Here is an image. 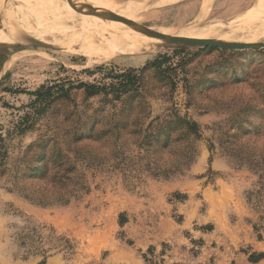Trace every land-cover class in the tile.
Wrapping results in <instances>:
<instances>
[{"label": "rangeland", "instance_id": "374dc122", "mask_svg": "<svg viewBox=\"0 0 264 264\" xmlns=\"http://www.w3.org/2000/svg\"><path fill=\"white\" fill-rule=\"evenodd\" d=\"M67 1L44 3L92 30L88 11L111 17ZM248 1L213 0L202 23ZM209 2L132 24L183 26ZM51 17L33 11L21 41L0 38V264H264V47L177 42L93 61L71 47L100 39L79 30L70 45Z\"/></svg>", "mask_w": 264, "mask_h": 264}, {"label": "bare ground", "instance_id": "6f19581e", "mask_svg": "<svg viewBox=\"0 0 264 264\" xmlns=\"http://www.w3.org/2000/svg\"><path fill=\"white\" fill-rule=\"evenodd\" d=\"M63 1L69 3L67 0ZM98 1L102 9H104V12H107L111 17L109 19H103L102 17L90 15L88 20H80L88 23L94 29L92 30L83 22L68 24L63 21V19L67 21L75 20H69L64 17L63 13L61 14L58 11L55 3L54 10L63 19L57 13L50 10L45 5L44 0H42L43 5L39 0L20 1L23 5L19 6L18 9L10 7L7 0H0V19H2L0 22L4 27V29L0 30V38L21 41L22 37L20 36V32L23 30L29 32L33 29L29 23V16L34 11L37 15L50 13L53 18L61 21V26L65 23L64 26L67 28L69 36L68 43L70 45L72 40L77 37L79 30H83L89 38L100 39L97 44L86 43L78 47H71L77 52L88 55L93 61H102L119 55H137L141 52H151L157 50L159 46L172 39H210L238 45L247 42H258L261 47H264V0L255 5H252L250 3L251 0H249L246 4H240L230 11L228 9L219 10L215 13L219 16L214 21L203 24L202 22L206 18V14L211 11L213 0H210L206 8V13H199L200 10L197 5L191 7V9L184 12L182 18L186 22V25L174 28H165L162 26L143 27L133 25L132 22L137 20L138 12L146 9L169 6L187 0ZM39 38L45 41L47 39L45 35H39Z\"/></svg>", "mask_w": 264, "mask_h": 264}, {"label": "trees", "instance_id": "16d2710c", "mask_svg": "<svg viewBox=\"0 0 264 264\" xmlns=\"http://www.w3.org/2000/svg\"><path fill=\"white\" fill-rule=\"evenodd\" d=\"M121 76L128 78L129 80L127 82H137L138 75L133 74V73H129V74H121ZM118 83V84H117ZM115 84H110V85H100V84H86L83 83L82 85L84 87H86L89 91L91 92H104L105 94H109V93H114L116 90L120 91L121 93H124L127 91V87L125 84V82H117Z\"/></svg>", "mask_w": 264, "mask_h": 264}, {"label": "water", "instance_id": "95a60500", "mask_svg": "<svg viewBox=\"0 0 264 264\" xmlns=\"http://www.w3.org/2000/svg\"><path fill=\"white\" fill-rule=\"evenodd\" d=\"M88 13L90 15H96V16H100L104 19H108V17L102 13H99V12H96L95 10H91V11H88ZM169 44H163L161 46H159L157 48V50H166L168 48L171 47V44H174V43H177V42H190V43H193V42H197L198 44H201V43H207V42H212V43H221V44H224V45H228V44H231V46H245V44H242V45H238V44H234V43H228V42H218V41H214V40H210V39H198V40H185V39H172V40H168ZM256 46H260L259 43L257 42L256 43ZM261 47V46H260Z\"/></svg>", "mask_w": 264, "mask_h": 264}]
</instances>
